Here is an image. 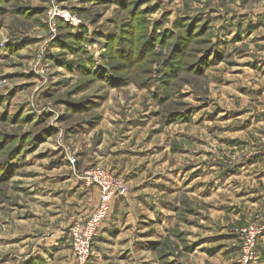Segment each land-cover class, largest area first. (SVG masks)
I'll use <instances>...</instances> for the list:
<instances>
[{
	"label": "rangeland",
	"instance_id": "374dc122",
	"mask_svg": "<svg viewBox=\"0 0 264 264\" xmlns=\"http://www.w3.org/2000/svg\"><path fill=\"white\" fill-rule=\"evenodd\" d=\"M57 5L0 0V264H75L96 168L127 193L88 264H242L264 207L239 215L227 174L264 152V0Z\"/></svg>",
	"mask_w": 264,
	"mask_h": 264
},
{
	"label": "built area",
	"instance_id": "2783aa9c",
	"mask_svg": "<svg viewBox=\"0 0 264 264\" xmlns=\"http://www.w3.org/2000/svg\"><path fill=\"white\" fill-rule=\"evenodd\" d=\"M49 15L51 19L56 17L70 20L68 14H63L58 7V0H51ZM89 182L95 183L100 190V203L95 211L83 222L76 223L71 228V240L73 248V260L75 264H88L94 239L103 222L108 218L112 210L113 201L127 193V186L121 179L115 178L107 170L101 168L87 172ZM244 248L242 264H249L255 255L259 239L264 235V216L260 225H250L244 231Z\"/></svg>",
	"mask_w": 264,
	"mask_h": 264
},
{
	"label": "crops",
	"instance_id": "0c3cea01",
	"mask_svg": "<svg viewBox=\"0 0 264 264\" xmlns=\"http://www.w3.org/2000/svg\"><path fill=\"white\" fill-rule=\"evenodd\" d=\"M252 141L254 142V140ZM237 168L238 169L227 174L229 176L228 180L233 181L235 184L231 194L237 196V205L243 207V210L239 213V215L253 216L258 210L264 207V152L257 157L246 159V161L242 162L241 165H238ZM226 171L227 169L225 168L222 173H225ZM228 182L229 181H227V183ZM97 191L99 193V197L90 215L95 211L100 203L101 193L99 189H97ZM262 210L263 208L261 211ZM81 220L82 219L79 218L78 221Z\"/></svg>",
	"mask_w": 264,
	"mask_h": 264
}]
</instances>
